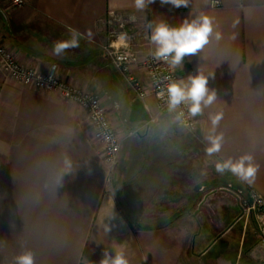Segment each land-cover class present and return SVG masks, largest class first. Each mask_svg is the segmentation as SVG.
<instances>
[{
    "label": "crops",
    "instance_id": "0c3cea01",
    "mask_svg": "<svg viewBox=\"0 0 264 264\" xmlns=\"http://www.w3.org/2000/svg\"><path fill=\"white\" fill-rule=\"evenodd\" d=\"M24 1L11 9L0 0V34L18 62L39 73L55 66L61 81L98 96L121 150L110 169L82 107L23 87L0 67V264L26 252L33 264H100L105 250L128 264H259L253 216L233 193L264 199V0H188L180 8L156 0L144 10L134 0ZM109 12L136 19L141 58L156 50L157 24L211 18L209 42L177 67L179 80L203 74L216 93L196 131L179 128L152 95L141 101L151 122H129L137 98L102 50ZM73 33L79 47L53 55V43ZM210 135L222 137L212 155ZM244 155L258 166L251 183L216 171L217 162ZM208 185L210 198H221L216 226L196 212Z\"/></svg>",
    "mask_w": 264,
    "mask_h": 264
},
{
    "label": "built area",
    "instance_id": "2783aa9c",
    "mask_svg": "<svg viewBox=\"0 0 264 264\" xmlns=\"http://www.w3.org/2000/svg\"><path fill=\"white\" fill-rule=\"evenodd\" d=\"M6 6L11 9H21L25 6L24 0H4ZM217 6L218 3H215ZM106 43L102 50L107 55L112 67L120 74L135 97L144 100L152 95L157 107L162 113L171 114L179 128L189 132L197 129L198 121L190 117L186 106L181 105L184 116L176 120V113L169 112L165 100L159 98L158 93L166 88L170 81H179L177 67L172 68L167 62L157 60L151 52L145 57H140L139 41L140 32L136 27L134 17H124L120 14L109 12L105 18ZM124 34L127 39L123 45H117L118 37ZM0 67L6 76L23 87L33 88L39 92L53 93L72 101L82 107L89 122L95 129L94 139L101 148L103 162L112 169L117 163L121 143L115 128L110 122L106 109L100 98L93 94L82 93L64 83L58 78L57 69L52 66L47 73H39L34 69L22 66L7 41L0 34ZM145 77V81L141 79ZM243 213L250 210L256 225L258 245L264 253V199L255 193L243 198L240 194H234ZM201 202L196 209L199 213ZM259 264H264V257Z\"/></svg>",
    "mask_w": 264,
    "mask_h": 264
},
{
    "label": "clouds",
    "instance_id": "9594fccd",
    "mask_svg": "<svg viewBox=\"0 0 264 264\" xmlns=\"http://www.w3.org/2000/svg\"><path fill=\"white\" fill-rule=\"evenodd\" d=\"M156 0H134L138 10H144ZM161 5H171L175 8L187 7L188 0H159ZM213 32L212 20L208 16L200 15L194 19H185L179 27H170L166 23L157 24L152 30L150 40L156 46L153 53L157 60L167 62L172 68L183 64L186 56L195 55L208 42ZM219 39V34L216 36ZM127 37L121 34L117 45H123ZM79 47V36L73 33L70 39L57 40L52 45L53 55H63L67 50ZM160 99L165 100L169 112L176 113V120H181L184 112L181 105L188 109L190 117L203 113L204 108L210 106L216 99L214 90L208 87V78L203 74L190 76L187 81H170L166 88L158 93ZM221 114L210 117L213 129L218 125ZM209 146L206 151L208 155L216 153L221 148L220 136L207 137ZM70 168V162L66 161ZM258 166L253 162L251 155H244L237 160L228 159L216 163V171L223 173L226 170L238 176L241 180L251 183L256 175ZM17 264H33V257L26 252L17 258ZM100 264H128L123 253L111 254L105 250Z\"/></svg>",
    "mask_w": 264,
    "mask_h": 264
},
{
    "label": "rangeland",
    "instance_id": "374dc122",
    "mask_svg": "<svg viewBox=\"0 0 264 264\" xmlns=\"http://www.w3.org/2000/svg\"><path fill=\"white\" fill-rule=\"evenodd\" d=\"M139 124V123H138ZM136 151L133 150L132 155L135 156ZM210 185H208L203 191H202V196L200 197V201L201 202V206H200V210L202 211V217L201 220H203V222H207L209 225L212 224L213 226L215 225H219L220 223V218L217 216V214L214 212V207L213 204H215L218 199L220 198V195L214 197V198H210L211 196L209 195V193L211 192V190L213 191V189H210ZM229 200V199H228ZM229 202V201H228ZM199 205V204H198ZM198 205L196 207V209L198 208ZM130 218H134V217H130ZM139 218H143L146 219V217H140ZM152 220H155V217H152ZM261 253V251L259 252V254Z\"/></svg>",
    "mask_w": 264,
    "mask_h": 264
},
{
    "label": "water",
    "instance_id": "95a60500",
    "mask_svg": "<svg viewBox=\"0 0 264 264\" xmlns=\"http://www.w3.org/2000/svg\"><path fill=\"white\" fill-rule=\"evenodd\" d=\"M129 122L131 124H138V123H150L151 118L147 115L144 106L139 99H135L134 102L131 105V113L129 117ZM236 193H233V195ZM239 194V193H237ZM242 217L239 216L235 221L228 227L230 228L233 224H235L240 218ZM218 238V237H217ZM217 238H215L211 244L205 249V252L216 242Z\"/></svg>",
    "mask_w": 264,
    "mask_h": 264
}]
</instances>
